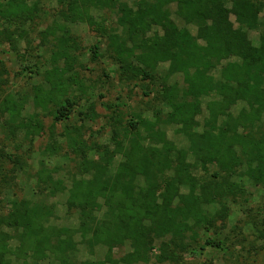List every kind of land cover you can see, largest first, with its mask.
Masks as SVG:
<instances>
[{
  "label": "trees",
  "instance_id": "obj_1",
  "mask_svg": "<svg viewBox=\"0 0 264 264\" xmlns=\"http://www.w3.org/2000/svg\"><path fill=\"white\" fill-rule=\"evenodd\" d=\"M44 2L0 0V37L8 31L4 26L16 23L19 29L38 20ZM56 2L63 8L58 14L63 23L86 22L106 38L124 81L158 86L168 112L163 121L156 116L153 121L133 116L127 127L120 126L118 115L109 117L114 154L98 155L94 161L87 159L91 148L83 140L82 127L73 135L69 131L77 174L86 173L73 179L68 189L78 215L77 228L51 225L53 208L40 201L39 192L35 202L12 198L6 213L0 208V264L17 260L20 264H147L151 238L167 239L160 243L157 263L176 262L179 250L189 248L188 234L205 222L226 220L225 204L244 193L242 178L264 191V0H139L131 5L124 0ZM227 6L237 27L225 11ZM91 10L115 11V29L89 21ZM256 31L254 44L248 33ZM49 38L53 41L47 59L50 68L44 73L45 85L33 88L31 100L43 109L51 104L59 122L68 119L66 107L57 103L59 96L68 83L78 85L77 79L67 77L76 74L78 43L57 22L41 33L42 42ZM90 52V61L96 62L98 45ZM162 65L167 66L164 74H160ZM217 70L219 79L214 77ZM178 75L183 80L181 89L168 84ZM204 98H211L207 117L203 131L194 133V119ZM238 102L245 107L236 115L229 113L228 108ZM20 106L13 99L2 101L0 109L8 114L9 126L19 116ZM32 119V128L41 129L40 120ZM179 124L176 133L187 140L186 149L169 140L161 128ZM54 149L50 145L46 151L55 155ZM7 161L16 166L13 173L19 165L17 158L0 153L1 180L7 175ZM210 166L214 171L209 172ZM197 167L203 171L201 177L194 172ZM235 176L237 181L232 180ZM49 180L52 195L66 190L63 181ZM216 204L220 209L206 210ZM255 228L264 239V218ZM76 236L89 250L105 247V259L74 262ZM12 241L17 245L11 246ZM125 242L131 252L113 259V250ZM206 244L220 247L212 239Z\"/></svg>",
  "mask_w": 264,
  "mask_h": 264
},
{
  "label": "rangeland",
  "instance_id": "obj_2",
  "mask_svg": "<svg viewBox=\"0 0 264 264\" xmlns=\"http://www.w3.org/2000/svg\"><path fill=\"white\" fill-rule=\"evenodd\" d=\"M124 1L131 5L133 1L139 0ZM229 9L227 6L225 11L234 27H237ZM174 10L175 7H171V11L174 12ZM60 11H63V8L57 4L56 0H46L40 9L38 20L33 23L27 22L19 29H15L19 25L16 23H11L10 27L4 26L8 31L0 37V105L5 99H13L21 105L19 116L16 117L12 126H9L11 121L8 120V114L2 113L0 109V153L17 158L19 161L14 173L12 170L16 166L8 161L5 164L6 178L1 180L0 177V199L2 200L0 208L3 209V213H6L9 207L7 203L12 198L35 202L39 192L40 201L53 208L51 225L77 228L78 215L76 208L71 204L68 189L73 179H79L86 173L77 174V162L69 145L68 132L70 131V135H73L75 130L82 127L83 140L86 146L91 148L87 159L94 161L98 155L114 154L108 124L109 117L116 118L118 115L120 126L127 127L130 119L136 115L151 121L156 116L163 121L168 109L159 97L161 90L158 86L141 80L127 82L121 78L118 66L107 46L106 38L99 37L86 22L63 23L58 17ZM116 19L115 11L91 10L89 12V21L96 22L106 29H115ZM174 19L180 27L183 26L176 17ZM55 22L65 27L78 43V50L74 53L76 62L73 65L76 74H67V77L77 79L78 85L68 83L66 92L59 96L60 101L57 103L65 106L68 114L67 120L62 119L59 122L55 120V111L51 104L43 109L33 106L31 100L33 88L45 85L44 73L50 68L47 59L53 41L49 38L42 42L41 33L51 28ZM1 25L2 20H0V29ZM189 29L195 35V29L193 27ZM258 34L259 31L249 32V40L255 44ZM95 44L99 47V57L96 62H92L90 51ZM59 67L63 68L64 63L60 62ZM166 69L167 66L162 65L160 74H164ZM219 73V70L214 73L216 79H219ZM168 84L183 88L182 76L178 75L169 79ZM208 100L211 98H204L201 101V110L194 119V133L203 131L202 123L207 117ZM67 102L72 105L67 106ZM244 107L243 103L238 102L231 105L228 112L236 115ZM32 118L40 120L41 129L32 128ZM181 125H162L161 128L169 140L186 149L187 140L176 133L181 129ZM50 145L55 148V155L46 151ZM115 160H119V156ZM209 170V172L214 171V167L210 166ZM194 172L200 177L203 175V171L198 167ZM49 178L63 181L66 190L52 195ZM232 180L237 181L236 176ZM242 180L244 193L231 198L225 204L228 216L223 223L205 222L194 233L188 234L189 248L179 250V258L176 262L167 260L164 263H157L156 256L159 254L160 243L167 239L151 238L149 240L150 260L147 264H264V239L258 236L255 228L264 218V191L246 179L242 178ZM218 209H220L218 204L206 208L210 213ZM208 239L220 242V247H209L206 244ZM74 243L77 244L76 252L71 255L74 262H100L105 259L107 253L105 247L97 246L89 250L81 243L80 236L74 238ZM16 245L15 241L11 242V246ZM130 252V245L125 242L121 248L113 250L112 258L119 260ZM20 262L17 260L14 264H20Z\"/></svg>",
  "mask_w": 264,
  "mask_h": 264
}]
</instances>
